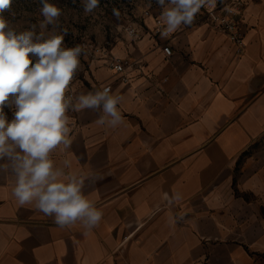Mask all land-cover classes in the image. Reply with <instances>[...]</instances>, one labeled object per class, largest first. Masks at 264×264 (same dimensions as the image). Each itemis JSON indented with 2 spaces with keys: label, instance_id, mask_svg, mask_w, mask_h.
Segmentation results:
<instances>
[{
  "label": "crops",
  "instance_id": "obj_1",
  "mask_svg": "<svg viewBox=\"0 0 264 264\" xmlns=\"http://www.w3.org/2000/svg\"><path fill=\"white\" fill-rule=\"evenodd\" d=\"M244 3L240 55L202 8L167 39L154 13L118 39L124 72L81 63L75 93L111 88L122 123L69 111L71 148L52 159L100 177L84 192L102 221L60 228L0 174V264H264V0ZM165 193L182 199L169 207Z\"/></svg>",
  "mask_w": 264,
  "mask_h": 264
},
{
  "label": "clouds",
  "instance_id": "obj_2",
  "mask_svg": "<svg viewBox=\"0 0 264 264\" xmlns=\"http://www.w3.org/2000/svg\"><path fill=\"white\" fill-rule=\"evenodd\" d=\"M37 2L43 19L17 31L4 15L8 12L15 16V0H0V174L13 181L12 195L20 206H34L60 228L79 222L91 231L99 226L103 212L84 188L86 179L100 177L70 172L71 161L65 159L57 165L52 154L61 145L65 150L71 148L69 111L97 112V125L116 128L122 123L118 105L123 97L113 94L109 87L71 92L69 86L81 67L80 57L87 55L86 45H65L69 30L61 26L62 9L51 0ZM216 3L155 0L162 21L161 39L191 26L202 8H214ZM151 4L148 0L147 7ZM81 5L84 15L89 16L100 7V0H81ZM112 14L120 20L118 8L113 7ZM115 28L123 31L121 24ZM5 108L12 110L11 120ZM164 199L172 207L182 197L165 193Z\"/></svg>",
  "mask_w": 264,
  "mask_h": 264
},
{
  "label": "rangeland",
  "instance_id": "obj_3",
  "mask_svg": "<svg viewBox=\"0 0 264 264\" xmlns=\"http://www.w3.org/2000/svg\"><path fill=\"white\" fill-rule=\"evenodd\" d=\"M63 11L60 17L62 27L68 28L64 43L68 47L76 44L86 45L87 55L81 56V63H87L92 59L107 60L112 56V48L118 39L128 36V27L145 26L149 15L145 11L160 14V9L152 0L151 7H147L148 0H100V7L92 15L85 16L81 0H51ZM39 4L37 0H15L13 17L8 12L4 15L11 22V26L17 31L28 29L30 24H38ZM118 8L121 18L118 21L112 14V8ZM143 7V12H138L137 8ZM121 24L123 31H116L115 26ZM51 29V26H49ZM37 31L39 29L37 28ZM75 31V34L73 33ZM5 112L12 114V110L5 108Z\"/></svg>",
  "mask_w": 264,
  "mask_h": 264
},
{
  "label": "built area",
  "instance_id": "obj_4",
  "mask_svg": "<svg viewBox=\"0 0 264 264\" xmlns=\"http://www.w3.org/2000/svg\"><path fill=\"white\" fill-rule=\"evenodd\" d=\"M245 9L244 0H217L214 8L206 9V16L213 26L223 33L234 43L236 53L242 54L245 50V34L241 27V12ZM146 15H151L149 10L145 11ZM157 31L161 30L162 21L160 17L155 18ZM128 34L134 36L137 34L136 27H128ZM131 33V34H130ZM163 51L167 55H172L173 51L169 45L163 46ZM110 66L118 73L125 71V61L117 56L108 59ZM128 80L126 77L124 78ZM76 76L70 84L71 92L75 93L74 84ZM9 117V114H7ZM72 131L70 132V136Z\"/></svg>",
  "mask_w": 264,
  "mask_h": 264
}]
</instances>
